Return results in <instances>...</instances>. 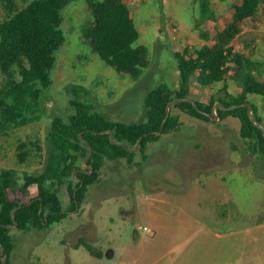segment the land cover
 Wrapping results in <instances>:
<instances>
[{"label":"rangeland","instance_id":"374dc122","mask_svg":"<svg viewBox=\"0 0 264 264\" xmlns=\"http://www.w3.org/2000/svg\"><path fill=\"white\" fill-rule=\"evenodd\" d=\"M127 1L139 31L133 46L148 49L139 77L118 73L100 60L82 38V29L93 20L86 0L71 3L62 13L65 42L56 53L52 85L41 96L40 116L1 134L0 171L34 172L41 167L52 118L73 114L72 96L65 92L69 83L85 86L87 101L105 117L145 121L146 95L160 84L178 87L175 52L194 53L205 43L219 42V33L232 20V5L240 3L211 0L216 18L196 28V0ZM25 5L23 0H0V21ZM242 24L233 39L221 43L264 61V4ZM201 32L207 33V40ZM226 83L228 92L239 93L238 80L228 77ZM223 85L203 87L193 80L189 97L200 102L217 99L224 95ZM248 98L262 102L259 95ZM257 113L264 126L260 105ZM172 114L179 117L180 129L148 143L142 166L106 162L102 180L61 223L42 230L11 229L16 257L12 260L11 255L10 264H264V169L247 151L238 119L201 121L177 108ZM141 159L136 152L135 160ZM87 161L82 162L85 170ZM49 186L57 188L63 210H69L67 187ZM80 238L101 249L103 257L74 247ZM109 248L114 251L111 259L104 256Z\"/></svg>","mask_w":264,"mask_h":264},{"label":"trees","instance_id":"16d2710c","mask_svg":"<svg viewBox=\"0 0 264 264\" xmlns=\"http://www.w3.org/2000/svg\"><path fill=\"white\" fill-rule=\"evenodd\" d=\"M23 1L26 2L23 8L16 10L9 19L0 21V136L8 130L32 123L40 116L41 96L52 85L56 53L65 42L61 29L62 13L76 0ZM86 3L93 20L82 29L83 40L100 60L116 72L138 78L147 64L148 49L143 45L133 46L139 38V31L128 1L86 0ZM261 4L264 0H240V3L232 5V20L219 33V42L205 43L194 53L188 50L175 52L178 87L170 89L160 84L151 90L144 99L146 119L143 122L124 123L109 119L87 101L88 89L85 86L65 85V92L72 96L70 106L73 114L67 119L59 115L52 118L44 140L41 167L34 172H21L14 168L0 171V249L4 251L0 264H10L15 246L11 226L16 224L18 231H26L42 230L61 223L69 212L76 211L85 202L88 191L102 180L101 172L106 162L125 160L128 166H142L147 159L144 151L148 143L157 142L163 135L180 129L182 124L179 117L172 114V108L201 121H211L207 114L211 117L218 114L219 120L227 117L238 119L239 134L247 151L258 159V168L264 169L262 130L250 120L248 107L242 106L250 104L254 119L262 124L258 106L248 96H261L264 109V61L255 60L252 54L234 51L221 43L233 39L241 31L242 23L255 15ZM196 5L198 17L194 27L216 18L211 0H196ZM201 38L207 40V33L201 32ZM228 77L240 82L239 93L227 91ZM193 80L203 87L223 82L224 95L208 102L196 100V106L188 101L174 104L162 127L167 105L175 99L190 98ZM216 104L222 108H216L214 112ZM231 106L236 107L230 109ZM109 132L122 145L112 144ZM140 137L142 140L137 152L142 159L137 162L136 152L128 148H134ZM90 149L92 153L87 165L92 166V170L82 171V162ZM49 183L67 187L71 201L69 210H63L57 188H51ZM32 189L35 195H32ZM74 247H83L94 258L103 257V251L85 238H80ZM235 247L239 253L242 252L241 246Z\"/></svg>","mask_w":264,"mask_h":264},{"label":"water","instance_id":"95a60500","mask_svg":"<svg viewBox=\"0 0 264 264\" xmlns=\"http://www.w3.org/2000/svg\"><path fill=\"white\" fill-rule=\"evenodd\" d=\"M180 101H188V102H191L194 106H196V103L193 99L191 98H179V99H175L174 101L170 102L167 107H166V116L162 122V127H163V124L166 120V118L168 117L169 115V109L171 106H173L174 104L180 102ZM242 106H247L248 107V116L250 118V120L253 122V124L259 126V128L262 130V133H263V136H264V126L258 122H256V120L254 119L253 117V109H252V106L250 104H243ZM236 106H231L230 109H234ZM217 108H222L219 104H217ZM211 120H218L219 119V116L218 114H216L214 117H211V115L207 114ZM109 135H110V139H111V143L112 144H116L117 142L114 140L113 138V134L111 132H109ZM141 140H142V137H140L137 142H136V145L134 148H128V150L132 151V152H137L138 149H139V146H140V143H141ZM118 145H122V143H117ZM91 153H92V150L90 149L89 150V154L88 156L84 159V161H87L89 160L90 156H91ZM82 171H85V165L84 163L82 164ZM89 168L90 170H92V166L89 165ZM14 213H15V210L12 212V218L14 219ZM45 218H47V214H45ZM10 229H16V224L14 226H11ZM113 250L112 249H107L105 250L104 252V256L108 259H111L112 256H113ZM4 255V251L2 249H0V257ZM123 261H121L120 264H122Z\"/></svg>","mask_w":264,"mask_h":264},{"label":"crops","instance_id":"0c3cea01","mask_svg":"<svg viewBox=\"0 0 264 264\" xmlns=\"http://www.w3.org/2000/svg\"><path fill=\"white\" fill-rule=\"evenodd\" d=\"M243 25V24H242ZM249 99V98H248ZM257 106H259L260 105V107H261V104H262V102L261 103H255ZM15 251L16 250H13V254H12V260H13V257L15 258L16 256H15ZM40 260H38V262H39Z\"/></svg>","mask_w":264,"mask_h":264},{"label":"built area","instance_id":"2783aa9c","mask_svg":"<svg viewBox=\"0 0 264 264\" xmlns=\"http://www.w3.org/2000/svg\"><path fill=\"white\" fill-rule=\"evenodd\" d=\"M142 229H143L144 231H148V229H147L145 226H143Z\"/></svg>","mask_w":264,"mask_h":264}]
</instances>
